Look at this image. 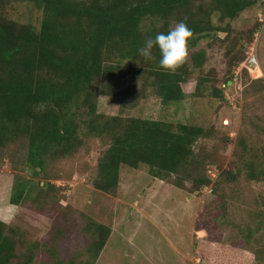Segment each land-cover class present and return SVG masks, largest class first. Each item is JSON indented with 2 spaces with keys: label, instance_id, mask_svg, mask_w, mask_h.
<instances>
[{
  "label": "rangeland",
  "instance_id": "374dc122",
  "mask_svg": "<svg viewBox=\"0 0 264 264\" xmlns=\"http://www.w3.org/2000/svg\"><path fill=\"white\" fill-rule=\"evenodd\" d=\"M1 2L0 18L39 27L42 12L32 3ZM212 21L219 26L217 16ZM225 24L229 36L218 32L187 45L188 56L201 50L205 57L201 68L189 63L183 100L162 105L141 76L133 94L98 99L99 114L203 128L193 165L178 175L160 180L144 165L121 166L111 195L92 182L106 148L98 139H86L70 158L48 161L45 177L24 166L22 144L0 149V220L38 243L35 264H264V0ZM156 25L148 20L141 29ZM251 53L257 65L242 68ZM237 58L244 60L233 63ZM19 177L29 183L30 198L14 206L9 200ZM202 178L209 184L195 188ZM97 225L110 232L94 257L89 230ZM21 255L17 249L16 259Z\"/></svg>",
  "mask_w": 264,
  "mask_h": 264
},
{
  "label": "trees",
  "instance_id": "16d2710c",
  "mask_svg": "<svg viewBox=\"0 0 264 264\" xmlns=\"http://www.w3.org/2000/svg\"><path fill=\"white\" fill-rule=\"evenodd\" d=\"M1 1L32 3L41 10L42 18L38 28L0 18V149L17 142L22 144L24 166L31 176L45 177L48 161L70 158L84 146L86 139H98L106 148L98 159L92 182L95 189L111 195L117 190L121 166L138 169L144 165L153 178L165 180L193 165L194 144L205 132L198 126H173L162 120L99 114V97L118 99L131 95L135 91L134 82L141 76L143 86L152 88L162 105L183 100L181 85L190 79L189 63L201 68L204 52L187 55L183 65L169 73L159 66L158 47H153L151 60L140 56L138 50L148 38L167 34L170 26L181 21L192 32L187 43L192 48L202 38L217 37L218 32L229 36L228 24L221 25L235 20L256 3V0ZM1 1L0 7H4ZM213 16H217L219 26L213 23ZM148 20L157 25L143 31L141 23ZM247 57L233 59V63L245 62ZM127 80L132 82L128 87ZM199 86L197 83L195 91L198 92ZM137 93L145 95L139 90ZM255 177V173L249 174V178ZM21 179L15 182L10 195V204L14 206L30 198L29 183ZM228 179L233 181L234 174L230 173ZM194 184L195 188L202 187L209 180L198 179ZM46 188L47 185L39 187L36 199L42 198ZM89 231L93 236L89 252L97 257L110 230L97 225ZM37 246V242L28 240L26 233L0 220V264H35ZM17 249L22 254L18 260Z\"/></svg>",
  "mask_w": 264,
  "mask_h": 264
},
{
  "label": "clouds",
  "instance_id": "9594fccd",
  "mask_svg": "<svg viewBox=\"0 0 264 264\" xmlns=\"http://www.w3.org/2000/svg\"><path fill=\"white\" fill-rule=\"evenodd\" d=\"M191 36L192 32L185 22L174 23L167 34L158 33L154 38H148L138 52L140 56L151 60L153 47H158L161 54L159 66L174 73L185 62L188 54L187 43Z\"/></svg>",
  "mask_w": 264,
  "mask_h": 264
},
{
  "label": "built area",
  "instance_id": "2783aa9c",
  "mask_svg": "<svg viewBox=\"0 0 264 264\" xmlns=\"http://www.w3.org/2000/svg\"><path fill=\"white\" fill-rule=\"evenodd\" d=\"M244 65H257L256 61V55L252 54L247 58V60L244 62Z\"/></svg>",
  "mask_w": 264,
  "mask_h": 264
},
{
  "label": "bare ground",
  "instance_id": "6f19581e",
  "mask_svg": "<svg viewBox=\"0 0 264 264\" xmlns=\"http://www.w3.org/2000/svg\"><path fill=\"white\" fill-rule=\"evenodd\" d=\"M258 70V69H257ZM260 73V72H259Z\"/></svg>",
  "mask_w": 264,
  "mask_h": 264
}]
</instances>
